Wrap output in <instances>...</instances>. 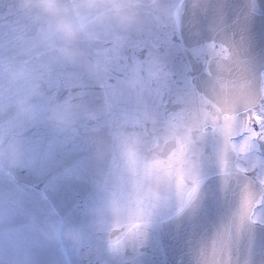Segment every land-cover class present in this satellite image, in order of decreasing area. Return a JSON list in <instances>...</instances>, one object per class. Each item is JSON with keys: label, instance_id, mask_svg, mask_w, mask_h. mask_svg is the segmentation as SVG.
Masks as SVG:
<instances>
[{"label": "water", "instance_id": "water-1", "mask_svg": "<svg viewBox=\"0 0 264 264\" xmlns=\"http://www.w3.org/2000/svg\"><path fill=\"white\" fill-rule=\"evenodd\" d=\"M115 2L127 22L80 17L86 38L74 45L79 60L69 63L51 51L52 20L39 6L0 0V33L5 39L0 48V97L6 109L24 124L46 123L77 139L84 135L82 122L100 125L88 141L94 154L106 161L94 178L99 209L72 223L49 214V206L63 213L82 195L78 184L50 192L48 203L33 209L31 223L45 245L42 251L49 247L81 253L90 231L102 227L104 264H223L227 254L217 236L233 231L232 264H264V224L251 215L263 203L264 184L237 164L232 141L242 134L229 141V153L224 137L211 125L192 136L188 158L198 181L194 196L179 163L185 147L182 130L192 122L216 113L223 125L222 115L243 113L245 85L256 105L260 103L264 0ZM177 33L186 45H193L196 73L173 93L161 94L158 86L173 79L169 49L135 45ZM37 66L65 69L103 87L73 89L76 99L65 108L63 100L50 98L46 91L41 95L35 85ZM56 94L68 93L60 89ZM21 102L30 109L27 116L18 112ZM117 238L121 243L108 251L107 242ZM77 260L88 264L87 257Z\"/></svg>", "mask_w": 264, "mask_h": 264}, {"label": "snow or ice", "instance_id": "snow-or-ice-1", "mask_svg": "<svg viewBox=\"0 0 264 264\" xmlns=\"http://www.w3.org/2000/svg\"><path fill=\"white\" fill-rule=\"evenodd\" d=\"M7 46L12 48L13 42L9 40ZM135 46L169 49L168 66L173 79L167 85L158 86V93L167 91L171 94L180 82L195 76L193 45L192 43L186 45L182 35L166 34L162 37L149 38ZM3 47L4 34L0 33V48ZM35 85L42 96L46 91L50 98L63 100L65 108L70 107L76 99L73 89L103 87L99 82L84 80L74 72L46 66H37ZM60 89L67 90L66 97L56 94ZM245 91L246 105L243 113L237 110L231 116L222 115L223 125L220 124L221 115L204 114L203 118L192 122L191 128L182 130L185 147L182 149L179 163L182 172L186 174V179L189 180L193 196L198 185L188 158V145L193 135L211 125L213 130L224 137L226 152L229 141L235 135L242 134L244 142L249 137L257 140L264 138V107L256 106L247 85ZM253 123L259 125V131L251 127ZM81 126L84 135L77 139L74 134L69 135L46 123L24 124L10 109H6L5 102L0 97V264H78V257H87L88 264H104L105 255L101 248L104 241L100 231L102 227L90 231L83 246L85 251L76 254H70L62 248L47 247L42 251L45 245L31 227L36 217L33 215V209L41 203L47 204L50 192L64 185L78 184L82 195L61 214L49 206V214L62 216L72 223H79L89 212L99 209L95 201L94 178L103 171L106 161L94 154L88 141L93 137L91 133L96 132L100 125L93 126L82 122ZM251 215H255L254 210L251 211ZM247 220L248 217L245 216L244 221ZM242 227L243 221L236 230L239 235H242ZM217 239L227 254V260L223 264H232L233 231L222 232ZM254 242L253 238V246ZM120 243V238H117L115 243L109 240L108 251H112L113 247ZM42 255H46L48 259L42 261L40 258Z\"/></svg>", "mask_w": 264, "mask_h": 264}, {"label": "clouds", "instance_id": "clouds-1", "mask_svg": "<svg viewBox=\"0 0 264 264\" xmlns=\"http://www.w3.org/2000/svg\"><path fill=\"white\" fill-rule=\"evenodd\" d=\"M22 4L25 8L36 4L51 18L52 25L48 31V36L53 41L50 44L51 51L69 63L79 60L80 54L74 45L80 39L86 38L78 23L80 17L91 14L97 21L115 18L122 23L127 22L121 15V6L115 0H22ZM16 75H13L12 79H15ZM17 109L22 116H27L30 111L23 102L17 105Z\"/></svg>", "mask_w": 264, "mask_h": 264}, {"label": "rangeland", "instance_id": "rangeland-1", "mask_svg": "<svg viewBox=\"0 0 264 264\" xmlns=\"http://www.w3.org/2000/svg\"><path fill=\"white\" fill-rule=\"evenodd\" d=\"M262 90L263 97L260 103L256 105L257 107H264V104H262V101H264V78ZM251 127L259 131L258 124L253 123ZM232 143L238 154V166L264 184V138L257 140L249 137L244 142L241 135L240 137L234 138ZM253 169H255V172H253ZM253 219L259 224H264V199L263 203L256 208Z\"/></svg>", "mask_w": 264, "mask_h": 264}]
</instances>
